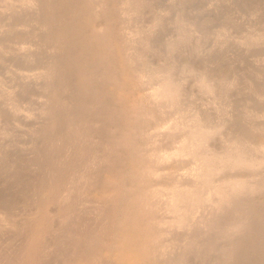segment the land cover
I'll use <instances>...</instances> for the list:
<instances>
[{
	"label": "bare ground",
	"instance_id": "6f19581e",
	"mask_svg": "<svg viewBox=\"0 0 264 264\" xmlns=\"http://www.w3.org/2000/svg\"><path fill=\"white\" fill-rule=\"evenodd\" d=\"M196 1H173L183 5L169 7L175 21L152 28L134 16L146 0H22L41 11L25 42L49 79L37 109L47 122L43 138L35 133L44 139L35 179L19 165V175L3 172L22 187L20 197L0 190V238L3 227L12 232L0 264H190L191 255L196 264H264V197L254 200L264 193V0H216L213 19ZM172 72L181 77L167 79L170 90L165 81L140 90ZM241 165L250 171L234 175Z\"/></svg>",
	"mask_w": 264,
	"mask_h": 264
},
{
	"label": "rangeland",
	"instance_id": "374dc122",
	"mask_svg": "<svg viewBox=\"0 0 264 264\" xmlns=\"http://www.w3.org/2000/svg\"><path fill=\"white\" fill-rule=\"evenodd\" d=\"M5 1H7V0H3V4H5L4 6L6 7L7 5H9V7H1V4L2 3H0V15H2V16H4V18L2 17V16H0V50L2 51H0V58H2V60L0 61V73L2 74H0L1 75V77L3 78H1L0 77V84H2V86H3V88H5V90L2 88L1 89V87H0V92L2 93L3 91L2 90H4V92L2 93V95H4L3 97L1 96V93H0V107H1V109L3 110H1L2 112H1V116H3V115H6L7 113H9V114H11V113H13V114H11V115H13V116H11V115H9V114H7L6 116H3V117H5V119L3 118V120L2 119H0V120H2L1 122H2V124H3V126H2V128H1V125H0V134H1V136H0V140H2V142L3 143H5L4 145L5 146H3V144L1 145V141H0V158L2 159V160H0V162H2L1 164H0V168H2L1 166L2 165H6V167L7 166H10V173H11V170H12V173L11 174H15L16 173V171H15V173H13L14 172V170H15V168H16V166H17V168H18V165H19V167L20 166H22V169H23V167H25V169L27 168V167H29V168H27L28 169V171L27 170H25V169H20V168H18V169H16L17 170V172H19L20 170L21 171H23V172H20V173H23L24 174V176L23 175H21L22 177H25V178H30V177H32V178H30V179H35V177H36V175H37V173H39V172H41V170H40V168H39V165H36V163L38 164L39 163V161L37 160L38 159V156H37V152H36V148L38 147V146H40V144H39V142L41 143V144H43V142H44V139H42V140H39L38 138L40 137V134L41 135H43V133L42 132H40L39 130H40V128L43 126V122H44V124L47 122L46 120H47V117H45L46 116V114H43L44 112H43V110H40L39 109V111L37 110L38 109V107L39 108H42L43 109V106H41L42 104L44 105L45 103L43 102V100H44V97H45V94H44V92L46 91V86H47V84H49V79H48V77L45 75H42L41 74V72H42V70H41V68H38L39 66H37V65H35L36 64V62H34V60H32L33 59V56H31L30 54V51H29V45H28V43H26L27 41H28V39L31 37V32L34 30H36V22L34 21L35 20V17L36 18H38V14L39 15H41V11L36 7V6H27L26 4H24L23 2H22V0H8V2H5ZM21 1V2H20ZM145 1V0H144ZM148 0H146V4H144L143 3V6H142V8H143V11H146V12H144L143 14H141V13H136V14H141L140 16L139 15H134L135 17H136V19H137V21L138 22H141V23H143V22H145V20H146V24L148 25V26H151L152 28H157L152 22H154L155 23V21H156V19L157 18H160V17H163V18H161L162 20H164L165 22H164V24H168L169 23V21H175V19L177 18V16L176 15H172V17H171V14H172V8H174L175 6L177 7V6H179V5H181V4H179L178 2H179V0H178V2H177V5L175 4V3H173V1L174 2H176V0H149L148 2H147ZM157 1V2H156ZM208 1H210V2H208ZM202 0V1H200V0H197L196 2H193L194 4V6H193V8L194 7H196L195 9H197V11H199V12H197V13H204L203 15L204 16H209L210 14H212V15H210V17H207L208 19H213V15H215V14H213L214 12H217V11H215L216 10V8L213 6V4L215 3V1L216 0ZM230 1H233V0H230ZM1 2H2V0H1ZM20 2V3H19ZM152 4V5H155L156 6V4H157V8L156 7H154V6H152L150 3ZM155 2V3H154ZM15 3V4H14ZM19 3V4H18ZM172 3H173V5H175V6H172ZM197 3V4H196ZM211 3H213V4H211ZM228 3H229V0H228ZM150 4V5H149ZM190 4H192V3H190ZM196 4V5H195ZM203 4H205V5H203ZM149 5V7L150 6H152L151 8H148L147 6ZM203 5V6H202ZM208 5V6H207ZM172 7V8H169V7ZM181 6H183V5H181ZM181 6H179V7H177V9L178 8H180ZM186 6H189V5H186ZM209 6H211V8H213V9H211ZM213 6V7H212ZM145 7H147V9L145 8ZM165 7L166 8H168V9H165ZM176 7L174 8V9H176ZM199 7H200V9H199ZM157 10H156V9ZM165 9V11H164V9ZM207 10V11H205V9ZM145 9V10H144ZM172 9V10H171ZM215 9V10H214ZM10 10V11H9ZM25 10H27V12H25ZM30 10V11H29ZM32 10V11H31ZM158 10H160V11H163V12H161V13H159L160 11H158ZM208 10H213V12L212 13H210V11H208ZM2 11V12H1ZM33 11H35V12H33ZM37 11V12H36ZM151 11V12H150ZM153 11V12H152ZM158 11V12H157ZM167 11V12H166ZM203 11H205V12H203ZM8 12H11V14L13 15V17L11 16L10 17V15H8ZM23 12H25L24 14H23ZM30 12H31V14H30ZM39 12V13H38ZM165 12H166V14H170V15H168V16H166L165 17ZM7 14V15H5V14ZM33 13V14H32ZM148 13H150L149 14V16H147L148 15ZM159 13V14H158ZM163 13L165 14V15H163ZM196 13V14H197ZM18 16H17V15ZM21 14H23L24 16H21ZM200 14V15H201ZM208 14V15H207ZM29 15V17H27V16ZM30 15H33V17L32 18H30L31 16ZM35 15V16H34ZM146 15V16H145ZM153 15V16H152ZM158 15H161V16H158ZM20 16L23 18H20ZM25 16H26V21H28L29 23H27V24H25L26 22H25ZM143 16H145L144 18H142ZM151 16V17H150ZM203 16V17H204ZM2 17V18H1ZM20 18V19H18V18ZM40 17V16H39ZM165 17V18H164ZM5 18H7V20L5 19ZM13 18H14V20H15V24L17 23V25H14V21H13ZM16 18V19H15ZM168 18H170L169 20H167ZM3 19H5V20H3ZM143 19V20H142ZM24 20V21H23ZM141 20V21H140ZM18 21V22H17ZM20 21H22L21 23H22V26H21V24H18V23H20ZM31 21L33 22V23H31ZM211 22H213V20L211 21ZM12 25H11V24ZM195 23H196V20H195ZM31 25V24H33V25H31L32 27V29L30 28V26H28V28H27V26H25V25ZM10 25V26H9ZM19 25V26H18ZM23 25H24V27H23ZM154 25V26H153ZM34 26H35V28H34ZM10 27V28H9ZM13 27V28H12ZM18 27H20V28H18ZM22 27H23V29H22ZM27 28V30L29 29V31H27L26 30V28ZM7 28V29H6ZM9 28V29H8ZM25 28V29H24ZM13 29V30H12ZM19 30V31H17V30ZM6 31V33L5 32H2V31ZM7 30H12L11 31V35H10V31H8L7 32ZM14 31H15V34H17V35H15L14 34ZM22 31H23V35H22ZM17 32V33H16ZM20 32H21V34H20ZM30 32V33H29ZM2 33V34H1ZM27 33H29L28 34V36H27ZM9 34V35H8ZM19 34V35H18ZM24 35H26V38L24 37ZM10 36V37H9ZM17 36L19 37V38H17ZM22 37V39L24 38V41L21 39V37ZM8 37V38H7ZM15 39H17V40H13L14 38ZM6 38V39H5ZM18 39H19V43L17 42L18 41ZM21 39V40H20ZM3 41H4V43H3ZM22 41V42H21ZM26 41V42H25ZM12 42V43H11ZM14 42H16L15 43V46H13V43ZM1 43H3L4 45H2ZM9 43V44H8ZM6 44H8V48L6 47L7 45ZM25 44V45H24ZM6 45V46H5ZM11 45H12V47L14 48L15 47V51H13V49H12V51H13V53H12V51L10 50V47H11ZM17 46H20L19 47V49L20 50H22L20 53L18 52V51H20V50H18V47ZM4 48V49H3ZM26 48H28V49H26ZM27 52V55H29V56H25V57H27V59H25V58H22V56L24 55V53H26ZM13 55H12V54ZM30 53V54H29ZM3 54V55H2ZM15 54H17L18 56H20L21 54H22V56L20 57V58H16V57H18L17 55H15ZM4 56L6 57L7 56V58L8 59H5L4 58ZM13 58V59H11V57ZM24 57V56H23ZM28 57H30V58H28ZM32 57V58H31ZM22 58V59H21ZM15 59V60H14ZM17 59V60H16ZM19 59H20V62H19ZM28 60V61H26V62H24L25 60ZM4 60H6L4 63L2 62V61H4ZM13 60V61H12ZM17 62H19V63H21V62H23V63H21V64H19V63H17ZM30 62H32V63H30ZM34 62V63H33ZM27 65H26V64ZM15 64L17 65L16 66V68L14 69L13 67L15 66ZM19 64V65H18ZM33 64V65H32ZM12 65V66H11ZM21 65L23 66V67H21ZM32 65V66H31ZM37 66V67H36ZM18 69V70H17ZM2 72H4V73H2ZM16 72V73H15ZM174 72V71H173ZM169 73V74H166V75H164L163 76V78H161V79H159V80H156V82H154V85L152 84V83H150V86L148 87V86H146V87H140V90H143V89H146V88H148V90H143V91H150L151 92V89H153L154 87L156 88V89H160L159 88V85L163 82V81H166L170 76L171 77H173L174 78V80H176V81H178V76L179 77H181V74H179L178 72H175V73ZM4 74V75H3ZM5 77H6V79L7 80H5ZM259 79H261L262 78V81H263V78H264V74H262L261 76L259 75V77H258ZM8 82V83H7ZM4 84H7L6 86L4 85ZM23 85H24V87L26 88V86H27V88L26 89H24V87H23ZM29 85H30V87H29ZM153 85V86H152ZM1 86V85H0ZM5 86V87H4ZM8 86V87H7ZM44 86V87H43ZM6 87H7V89H6ZM10 87V90L8 89ZM29 87V88H28ZM42 87H43V89H42ZM150 87H151V89H150ZM153 87V88H152ZM9 90V91H8ZM166 90H170V89H166ZM22 91H23V93H22ZM8 94H7V93ZM10 92V93H9ZM29 93L28 94V96H27V94H25V96H23L24 95V93ZM15 93L17 94V96H18V94L20 93V94H23V95H20V98H19V96L17 97V96H11V95H15ZM41 93H43L44 94V97H42V95L40 96L41 98H43V99H39L40 97H39V95L41 94ZM9 94H10V96H9ZM5 96H8V97H5ZM27 96V97H26ZM29 96H30V98H29ZM1 97H2V99H1ZM14 97V98H13ZM22 97L24 98V99H26V100H24V99H22ZM26 97V98H25ZM35 97V98H34ZM10 98H12V102L11 101H9V99ZM31 98H34L35 99V101L34 100H32ZM28 99V100H27ZM30 99V100H29ZM192 98L191 97H189L188 98V100H191ZM13 100L16 102V103H13ZM19 100H22L23 102L21 103V101H19ZM31 100H32V102H31ZM5 101V102H4ZM28 101H30V102H28ZM1 102H3V103H1ZM21 103V105H20V103ZM4 103H13L14 105H17L18 103H19V105H17V106H19L18 108L16 107V108H14L15 106L13 105V104H11V105H9V104H7L6 106H4L5 104ZM27 103V104H26ZM30 104V105H29ZM2 105V106H1ZM8 105L11 107V113H10V111H8L7 112V110H8ZM13 105V106H12ZM46 108V104L44 105V109ZM6 111H5V110ZM17 111V113L15 112V111ZM5 111V112H4ZM34 111L36 112H38L39 114L40 113H42V114H40V115H38V113L36 114H34ZM40 111H42V112H40ZM214 111H217V110H215L214 109ZM7 112V113H6ZM33 113V114H32ZM15 114V115H14ZM21 117V118H19V116ZM33 115H37L36 117H33ZM42 115H43V117H42ZM45 115V116H44ZM0 116V118H2ZM7 116H9L8 117V119L10 120H8L7 119ZM16 119H15V118ZM40 117H42V118H44L43 120H41V118ZM12 118H14V119H12ZM38 119L37 121H36V119ZM12 119V120H11ZM25 119V120H24ZM31 119H33V122L31 123L30 122V120ZM16 122H15V121ZM18 120L21 122H23V123H25V125L24 126H26V123H27V125L29 126L30 125V127H28V128H31V126H32V130H31V133H30V130L27 128V126L23 129V130H25L24 132H26V130L29 132V134H27L28 132H26V133H24V132H20V131H23L21 128V126H23V124L22 125H19V126H15V125H18V124H20V123H18ZM26 120H28L27 122H25ZM3 121H5L6 123L8 122V124H6L5 122H3ZM32 121V120H31ZM39 121V122H38ZM46 121V122H45ZM0 122V123H1ZM38 123V124H35V123ZM12 123H15L14 125L11 124ZM6 124V125H5ZM35 124V125H34ZM34 125V126H33ZM37 125V126H36ZM10 126V127H9ZM34 127H38L37 128V130L35 129L34 130ZM8 128H9V130H8ZM10 128H11V130H13V132H14V137L11 135L12 134V132L10 131ZM15 128V129H14ZM19 128L21 129V130H19ZM39 129V130H38ZM6 130V131H5ZM8 130V131H7ZM17 130V131H16ZM18 130H19V132H18ZM165 130V129H164ZM36 131V132H35ZM34 132V133H33ZM40 133L39 134V137H38V135L36 134L35 135V133ZM3 133V134H2ZM10 133V134H9ZM8 135L9 134V136L8 137H6V135ZM16 134V135H15ZM18 134V135H17ZM23 134H25V136H23ZM33 134V136H31ZM2 135H4V136H2ZM23 137H22V136ZM28 135H29V139H27L28 138ZM11 136H12V139L15 141V143H14V141L11 139ZM27 136V137H26ZM34 137L35 139L33 140L31 137ZM164 136H165V138H164ZM163 136V138H161V143L163 144V145H168L167 143H168V138H167V136L166 135H164ZM2 137H3V139H2ZM20 137H21V139H23V140H20ZM26 137V139H24ZM44 137V135L42 136V138ZM5 138V139H4ZM38 139V140H37ZM40 139H41V137H40ZM164 139H165V141H164ZM26 140V141H25ZM32 140H33V144H31L30 142H32ZM163 140V141H162ZM12 141V142H11ZM22 141V142H21ZM24 141H25V143H27L28 141V143L29 144H22V143H24ZM18 142V143H17ZM37 142H38V144H37ZM166 142V143H165ZM170 142V141H169ZM18 144L19 146H17V145H15V144ZM264 143V142H263ZM8 144V145H7ZM31 144V145H30ZM17 146V147H19V148H16L15 146ZM30 145V146H29ZM38 145V146H37ZM9 146H11V147H9ZM22 146V147H21ZM2 147V148H1ZM7 147H8V149H11V151L14 149V147H15V149L17 150V149H19V151H28L27 149L29 148V147H31V149H32V152H31V158H30V152L28 151L27 152V154H26V152H25V154L24 153H22V152H18V150L16 151H13L14 153L16 152L18 155H16V154H13V153H11V152H9V150L7 149ZM26 147H28V148H26ZM26 148V149H25ZM263 151L262 152H259L258 154L260 155V156H262V155H264V148L262 149ZM36 152V153H35ZM3 153V154H2ZM2 154V155H1ZM9 154H11L10 155V157H9ZM12 154H13V156H14V158L12 157ZM20 154H21V157L22 158H20ZM22 155H24V156H22ZM9 158H8V157ZM15 156H18L19 157V159H22L21 160V162H22V164H20L21 162H20V160L19 159H17L18 160V162H20V163H15V161H16V157ZM12 157V159L13 160H11L10 158ZM24 157V158H23ZM28 159H27V158ZM34 157H36V158H34ZM6 158H8V159H6ZM4 159V160H3ZM15 159V160H14ZM3 161H4V163H3ZM6 161V162H5ZM14 161V162H13ZM34 161H36L35 162V164H34ZM11 162H13V165H14V168H13V166H12V163ZM24 164V165H23ZM27 166V167H26ZM13 168V169H12ZM9 169V167H7V168H5V166H4V169L2 168V172L0 173V174H2V175H0V176H3V175H5L4 177H5V179L3 178V177H0V178H2V179H0V190H5L4 192H8V194H14L15 195V192L17 193L16 194V196L19 194L20 195V191H21V183H19L18 182V180H17V178H16V176L17 175H19V173L17 174V175H14L15 176V178L12 176V175H10V173H9V171L7 172V173H4L3 174V172L5 171L6 172V170H8ZM20 169V170H19ZM36 169V170H35ZM19 170V171H18ZM259 170V171H258ZM1 171V170H0ZM33 171L36 173V175L34 174L33 175ZM38 171V172H37ZM250 170H249V168H248V166H246V165H241V166H239V167H235V168H233L232 170H231V172L234 174V175H241V176H243V175H247V174H245L246 172H249ZM256 171H258V175L260 176V174H262V172L264 171V164H262L261 166H259V168H257V170ZM261 171V172H260ZM25 172V173H24ZM26 172H28V173H26ZM32 173V174H31ZM244 173V174H243ZM6 175H7V177H6ZM27 176H29V177H27ZM6 178H9L8 180L6 179ZM6 181H8L7 183L8 184H10L9 186H8V184L6 183ZM5 182V183H4ZM4 184V185H3ZM14 184H17V185H14ZM5 186V187H4ZM11 186H12V188H11ZM16 186V187H15ZM18 186V187H17ZM9 189V191H8V189ZM5 188V189H4ZM16 188V189H15ZM17 188H19V190L17 189ZM11 189H13L12 191H11ZM15 191V192H14ZM6 192V193H7ZM13 192V193H12ZM260 193L261 192H258L255 196H254V200H256V202L258 201V202H260V201H262V199H261V197L263 198L264 197V193H261V195H260ZM260 196H259V195ZM17 196V197H20V196ZM258 195V196H257ZM258 198V199H257ZM17 209H18V211H19V209H20V212H21V214L22 215H20L19 216V218L20 219H23L26 215H24L25 213H27L26 211H24L23 209H24V206H23V204L22 203H20L19 205H18V207H17ZM53 209H55L54 207H53ZM6 230H7V232H6ZM3 233L1 234V236H2V238L3 239H1V241H0V247L2 248V249H4V250H2V251H6L7 250V244L5 243V242H7L8 240L7 239H9V238H7L6 237V235L7 236H12V232L8 229V228H5V227H3ZM7 233V234H6ZM6 234V235H5ZM7 240V241H6ZM4 241V242H3ZM19 242V241H18ZM17 241H16V243L19 245V243H18ZM3 243H5V245H3ZM16 243H14V248L17 246L16 245ZM6 246V247H5ZM193 258H192V257ZM190 256V260L189 261H191V263L190 264H196L197 263V259L195 258V256L194 255H191ZM194 258H195V260H194ZM192 259V260H191ZM214 260H211L209 263L210 264H213L212 262H213ZM194 262V263H193Z\"/></svg>",
	"mask_w": 264,
	"mask_h": 264
},
{
	"label": "water",
	"instance_id": "95a60500",
	"mask_svg": "<svg viewBox=\"0 0 264 264\" xmlns=\"http://www.w3.org/2000/svg\"><path fill=\"white\" fill-rule=\"evenodd\" d=\"M136 71H142V68L139 67V66L137 65V67H136ZM150 83H151V78L148 76V77L145 79V82L141 84V87H146V86H148ZM164 83H165V84H164L163 86H164V89H165V90L171 88V85H170L171 82H170V81L166 80Z\"/></svg>",
	"mask_w": 264,
	"mask_h": 264
}]
</instances>
